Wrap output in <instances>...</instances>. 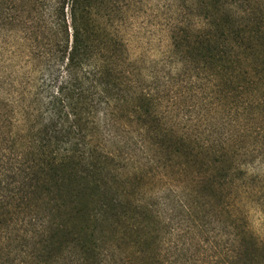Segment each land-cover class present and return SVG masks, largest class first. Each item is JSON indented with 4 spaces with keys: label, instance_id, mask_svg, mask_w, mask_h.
Listing matches in <instances>:
<instances>
[{
    "label": "trees",
    "instance_id": "1",
    "mask_svg": "<svg viewBox=\"0 0 264 264\" xmlns=\"http://www.w3.org/2000/svg\"><path fill=\"white\" fill-rule=\"evenodd\" d=\"M199 1L194 37H174L172 46L217 71L221 63L233 72L263 68L264 0ZM124 8L117 0H0V264H57L68 250L76 264L106 262L118 228L124 238L149 219L148 205L117 190L138 178L123 171L136 151L157 168L195 157L194 138L178 134L135 82L114 30ZM14 33L22 37L10 56L3 47Z\"/></svg>",
    "mask_w": 264,
    "mask_h": 264
},
{
    "label": "rangeland",
    "instance_id": "2",
    "mask_svg": "<svg viewBox=\"0 0 264 264\" xmlns=\"http://www.w3.org/2000/svg\"><path fill=\"white\" fill-rule=\"evenodd\" d=\"M117 1L125 8L113 16L114 30L128 47L135 82L178 134L194 138L195 157L157 168L136 151L123 171L138 178L117 190L149 206L147 226L124 238L118 228L100 264H264V67L243 73L221 63L218 72L199 53L172 46L174 37L182 44L194 37L199 0ZM21 37L14 33L4 54ZM167 157L161 153L162 164ZM144 234L147 247L135 244ZM73 256L68 250L57 264H76Z\"/></svg>",
    "mask_w": 264,
    "mask_h": 264
}]
</instances>
